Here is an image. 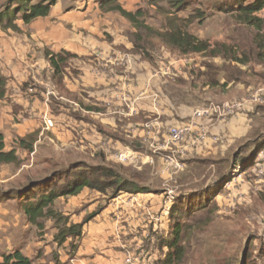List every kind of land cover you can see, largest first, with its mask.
<instances>
[{"label": "rangeland", "instance_id": "obj_1", "mask_svg": "<svg viewBox=\"0 0 264 264\" xmlns=\"http://www.w3.org/2000/svg\"><path fill=\"white\" fill-rule=\"evenodd\" d=\"M9 1L0 0V14L5 11ZM254 1L190 0V5L180 10L174 7L171 0H120V6L135 15L136 23L132 24L119 12L100 7L99 0H58L48 17L39 18L29 25L18 21L19 29L16 32L0 27V68L5 70L8 64L14 63L28 67L25 81L18 84L12 79L10 89L12 92L21 91L23 97L44 106L49 113L48 119H52L54 124L48 129L45 126L47 116L38 119L40 122L35 132L24 138L17 137L10 144L20 164L0 165V256L21 250L33 264H70L78 259H93L92 262L108 259L118 264L121 256L105 249L110 241L100 239L101 235H93L102 229L101 226H91L89 221L83 227L80 239L69 237L63 245H59L56 238L61 224L47 217L39 219L37 225L32 224L24 211L26 204L37 201L35 194L39 183L47 180L49 183L43 184L62 183L67 178L65 172L74 163L83 161L94 165L99 162L84 152L70 153L67 143L66 115L69 99L74 94L69 90V83H73L76 77L77 102L83 103L84 97L88 96L83 91L84 52L90 57V53L99 56L107 51L120 50L154 62L171 50L164 38L171 30L179 28L209 42L210 48L200 56H224L220 48L225 51L233 48L232 53L238 55L241 52L244 57L245 53L250 52L254 60L259 51L256 46L258 43L264 44V9L247 18L239 17L237 11ZM228 9L230 12H227ZM249 22L254 25H247ZM221 36L226 47L219 46L223 42L219 39ZM233 37L245 40L242 45L247 46L243 51L238 42L229 41ZM213 50H219L220 55L212 54ZM261 50L264 51V47ZM47 54L54 56L59 64L58 71ZM255 63L252 61L250 66L254 71L258 66ZM22 73H25L24 70ZM61 114V119L56 120ZM56 128L59 129L58 133ZM21 139L32 148L31 151L19 144ZM244 147L249 149L243 150V155L235 160L233 178L248 183L249 190H245L243 197L236 202H222L218 208V203L207 202L206 211L185 219L190 227L185 233L184 264H264V147L258 146L253 152L249 151L252 150L250 145ZM246 152L250 153L245 156ZM123 172L126 174L125 170ZM32 184L38 185L30 189ZM142 184L146 183L140 181ZM150 186L162 188L164 184L155 179ZM178 189L183 188H177V192ZM111 193L109 191L108 195H102L85 189L77 196H60L55 201L54 210L61 213L69 225L80 224L87 216L99 212L107 202H115ZM191 203L192 206L196 204ZM158 238L164 236L157 235L156 240L143 244L146 253L131 251L133 255L126 256L125 264H155L165 252L164 249L156 250ZM92 241L96 246L95 253L92 256H78V250L92 245Z\"/></svg>", "mask_w": 264, "mask_h": 264}, {"label": "crops", "instance_id": "obj_2", "mask_svg": "<svg viewBox=\"0 0 264 264\" xmlns=\"http://www.w3.org/2000/svg\"><path fill=\"white\" fill-rule=\"evenodd\" d=\"M219 39L223 40L219 46L226 47L224 38ZM229 41L242 44L245 40L233 37ZM220 49L224 56L203 57L201 53L181 54L170 50L154 62L120 50L99 56L90 53V57L84 52L83 91L88 96L83 103L75 98L76 77L69 83V90L74 93L66 115L69 152L74 155L75 151L84 152L99 160L94 165L113 164L122 170H131L146 179H137L139 184L144 181L146 184L142 186L152 190L146 194L121 193L115 202L104 204L90 220L91 226L102 228L93 233L94 237L101 235L100 239L109 240L107 252L121 256L118 264H125L126 256L133 255L131 251L146 253L143 244L156 240L157 235L167 237L171 206L181 194L197 191L190 185L199 181H205V188L222 184L221 192L212 201L218 206L222 202H236L249 190L248 183L233 178V166L235 154L245 143L258 133L264 135L258 112L264 106V66L257 64L254 71L251 63L238 64L231 58V51ZM236 56L241 58L240 54ZM10 65L5 70L0 68V74L8 79L6 97L0 100V133L7 151L13 149L10 144L17 137L24 138L35 132L38 119L48 118L49 114L37 101L23 97L21 91L12 92L11 80L23 83L28 67L20 63ZM230 67L243 71L242 79L231 81ZM19 74V78H14ZM209 106H218L222 112L213 113L209 118L195 117L197 109ZM187 125L191 129L184 140L174 143L171 129ZM256 147L252 145L249 151H255ZM250 152L244 153L245 156ZM120 153L127 154V161H118ZM226 160L229 164L221 176L217 175L214 163L201 175L196 173L207 161ZM195 166L200 167L193 171ZM155 179L161 180L164 186L151 187ZM240 183L243 184L238 186ZM177 188L183 189L177 192ZM95 248L92 241V245L78 250V256H92ZM96 260L78 259L70 264H113L112 260H102V257V261Z\"/></svg>", "mask_w": 264, "mask_h": 264}, {"label": "trees", "instance_id": "obj_3", "mask_svg": "<svg viewBox=\"0 0 264 264\" xmlns=\"http://www.w3.org/2000/svg\"><path fill=\"white\" fill-rule=\"evenodd\" d=\"M190 0H171L174 7L177 9L187 8ZM58 0H10L5 11L0 14V27L4 30L18 31L17 22L21 21L23 24L29 25L39 18L48 17L52 8L57 4ZM120 0H99L100 7L108 11H117L122 16H124L130 23H136L135 15L125 11L120 6ZM264 9V0H255L248 6L240 7L237 9L239 11V17L247 18L249 15L260 12ZM230 12V9L227 10ZM256 20V18H255ZM254 20V21H255ZM251 26L254 25L253 22L246 23ZM167 41V46L181 54H191V53H203L210 48L209 42L199 39L198 37L190 34L182 29L171 30L168 37L164 38ZM252 42V41H251ZM243 51V48L247 45L238 44ZM264 44L258 43L256 46V52L254 60H252L249 53H245V57H237L235 53L231 54V58L238 64H249L252 61L255 64H261L264 66V56L262 55L264 51L261 50ZM233 51V48L232 50ZM220 51L213 50L212 54L217 55ZM243 53V52H242ZM47 58L50 60L51 64L58 71L59 64L56 62L54 56L47 54ZM226 68V67H225ZM227 69V68H226ZM239 72H237V71ZM232 74L231 81L242 79L244 72L238 67L229 68ZM239 73V74H238ZM262 78L264 79V73H262ZM7 79L0 75V100H3L7 94ZM260 117L262 119V126L264 125V106L258 109ZM19 144L29 151L32 148L26 145V141L21 139ZM245 145H256L259 147H264V135L259 133L255 135V138ZM244 145V146H245ZM6 143L3 134L0 133V165L8 164H20V159L14 150L7 151ZM235 154V160L240 155L242 150ZM216 164V173L221 176L224 168L229 164V161L212 162L207 161L206 164L202 165L196 172L201 175L207 169V166L211 164ZM205 166V167H204ZM192 168L195 171L197 168ZM124 174L122 168L116 165H89L86 162L80 161L71 165L69 171H66V180L62 183L54 184H43L49 183L43 181L39 187H37V192L34 204H26L24 207L25 214L32 224H39V219L42 218H54L55 221L61 224V231L59 232L56 242L59 245H63L64 242L69 238L73 237L75 239H80L83 234V227L92 220L97 213L91 214L84 219L80 224L67 223L64 216L54 210V204L57 198L60 196H77L83 192L85 189H90L96 191L102 195H108L109 191H112L111 197L116 198L121 193L129 194H146L151 193L152 190L148 187H144L139 184L138 180L142 179V176L132 173L131 170L126 171ZM127 173L129 174L126 177ZM71 177V178H70ZM137 177V178H136ZM136 181H135V180ZM138 179V180H137ZM146 181V179H145ZM222 181V180H221ZM38 184H32L30 189ZM44 185V186H42ZM48 185V186H47ZM205 181L200 185L191 186L192 189L197 190L194 193L184 195L181 194L172 204L169 214V234L166 238H158V250H165L163 256L155 262V264H184L186 258V246H185V233L190 227L185 219L193 217L195 214L201 211H206L208 209L207 202H212L213 199L221 192V185L205 188ZM191 202H195L192 206ZM218 208V205L216 204ZM215 207V208H216ZM68 224V225H67ZM0 264H33L32 260L25 256L21 250H15L10 253H4L1 256Z\"/></svg>", "mask_w": 264, "mask_h": 264}, {"label": "built area", "instance_id": "obj_4", "mask_svg": "<svg viewBox=\"0 0 264 264\" xmlns=\"http://www.w3.org/2000/svg\"><path fill=\"white\" fill-rule=\"evenodd\" d=\"M221 108L218 106H209L205 108H200L195 111V117L197 118H209L213 113H221ZM45 126L46 128H52L54 126L52 119H45ZM190 126H180V127H173L171 129L170 135H171V140L174 143H181L185 136L189 133L190 131ZM118 161L119 162H125L127 161V154L125 153H120L118 155Z\"/></svg>", "mask_w": 264, "mask_h": 264}]
</instances>
